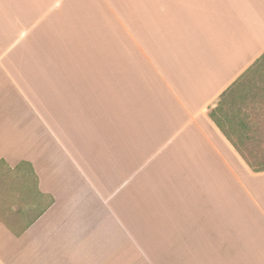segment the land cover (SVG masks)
Returning <instances> with one entry per match:
<instances>
[{
    "label": "crops",
    "instance_id": "crops-1",
    "mask_svg": "<svg viewBox=\"0 0 264 264\" xmlns=\"http://www.w3.org/2000/svg\"><path fill=\"white\" fill-rule=\"evenodd\" d=\"M262 56L264 0H0V264H264Z\"/></svg>",
    "mask_w": 264,
    "mask_h": 264
},
{
    "label": "rangeland",
    "instance_id": "rangeland-1",
    "mask_svg": "<svg viewBox=\"0 0 264 264\" xmlns=\"http://www.w3.org/2000/svg\"><path fill=\"white\" fill-rule=\"evenodd\" d=\"M223 111L212 114L236 140L245 160L255 169L264 168V62L258 63L228 91Z\"/></svg>",
    "mask_w": 264,
    "mask_h": 264
},
{
    "label": "trees",
    "instance_id": "trees-1",
    "mask_svg": "<svg viewBox=\"0 0 264 264\" xmlns=\"http://www.w3.org/2000/svg\"><path fill=\"white\" fill-rule=\"evenodd\" d=\"M264 61V56L261 57L260 59V62ZM231 90V89H230ZM228 90V91H230ZM228 91H226V93H224L222 95V98L220 99V102L218 103V106L216 107V111H223V105L225 102L228 101L229 99V94ZM210 117L212 118V120L220 127L222 128V126L220 125V123L218 122V120L214 117V115L212 114V111H210ZM248 165L251 167V169L254 171V172H263L264 171V168H261V169H255L253 166H251L249 163Z\"/></svg>",
    "mask_w": 264,
    "mask_h": 264
}]
</instances>
